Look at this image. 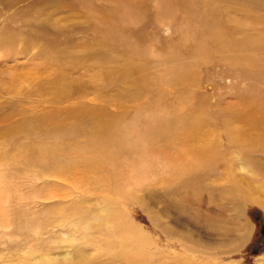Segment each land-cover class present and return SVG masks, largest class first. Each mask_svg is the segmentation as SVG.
I'll return each instance as SVG.
<instances>
[{
    "label": "rangeland",
    "instance_id": "rangeland-1",
    "mask_svg": "<svg viewBox=\"0 0 264 264\" xmlns=\"http://www.w3.org/2000/svg\"><path fill=\"white\" fill-rule=\"evenodd\" d=\"M186 1L184 3L181 0H17L16 2L0 0V264H11L8 258L15 261L17 257L24 260L23 257L26 256L29 260L32 259L29 258L31 256L40 255V250L30 249L28 245L22 244L24 242L22 235L16 232L17 226L20 225L27 230L31 228L34 230L36 223L17 220L18 223L13 218L17 215L36 216L34 212L37 209L30 208L27 202L30 203L32 200L30 204L34 205L33 200L42 188L40 186L44 184L41 181H29L28 178L27 181L24 179L23 182L18 183L17 174L8 161H29L32 155L23 156L22 153H25L23 150L29 148L30 150L27 151L30 153L40 152L41 147L52 145L53 139L50 136L54 125L52 122H57L58 118H63L62 122H65L63 124L66 129L73 125L80 129L86 127V130L92 132L95 127L92 129L91 122L94 115L90 114L91 110L102 111L100 113L105 116L124 118L120 124L122 126L130 123L138 115L143 116L144 119L152 114L160 117L165 115L171 119L179 115L175 110L182 107L184 114L202 119L201 136L205 138V143L211 150L219 145L217 149L218 152L220 148L219 160L221 158V161H225L222 155L228 154L232 161H261L264 165L263 144V147L255 146L253 151L256 154L249 148L243 150L236 143L232 147L228 145L229 135H235L243 127H251V125L245 126L246 118L254 117V111L250 109L251 104L261 101L264 104V80L261 77L263 75H260L262 74L260 70L254 71L256 74L254 75L253 70L243 71L239 69L240 66L234 65L235 68L225 65L223 61L220 62L219 55L213 58L207 56L195 58L189 51L196 41L199 43L204 38V35L194 36L197 25L191 18L192 5ZM214 4L217 6L215 8L221 9V17L224 20L228 18L235 22L240 18V14H232L233 10H230V13L224 11L225 5L238 4H228L223 1ZM233 9L236 10V7ZM35 14L38 19H35L37 18ZM119 24L120 30L107 31L109 26L114 27ZM249 35L259 37V31H253ZM84 53L87 59L84 58ZM177 54L189 67L190 78L195 82L187 88L179 85L158 87L155 85V77L163 70L157 64L169 62L168 65H172L171 58L178 56ZM139 58L148 64L152 63L155 68H152L148 75L150 80L148 87L144 89L140 86L142 87L138 89L140 93L134 94L137 90L136 84L128 82H133L134 76L132 71L130 72L132 68L130 63L140 61ZM126 66L130 68H128L130 75L120 73L121 70L126 72ZM58 73H62L63 78L72 85L65 94L66 98L62 97L63 101L54 100L55 98L47 93H39L40 97L35 91L32 92L35 88H32V85L37 82L46 84L48 77L52 78ZM210 85L211 89L208 88ZM15 87L16 90L22 87V91L16 94ZM78 87L81 89L79 90ZM180 93L184 95L181 97ZM262 111L256 114L260 116L264 113V110ZM46 114L51 116L50 121L36 120L37 123L32 121V118L28 121L31 115L39 118ZM54 119L56 120L53 121ZM81 119L86 120V123ZM74 121L77 123L73 124ZM18 125L22 126L20 130L5 135L12 126L18 127ZM68 141L63 143L69 146L72 142ZM183 144H178V147L160 148L157 156H153V161H158V168L164 167L167 159L185 153ZM36 155L40 157L39 154ZM137 156L139 158L141 155ZM239 164L236 165L237 173L234 171L238 183L240 182L239 185L242 184L245 189H252V193L263 203L259 205L250 202L244 206L236 233L245 232L246 241L237 251L217 254L215 258L213 256L210 259L211 264H261V260L264 259L262 233L264 187L257 186V182L264 186V170L261 167L252 169L255 174L252 181L249 179L251 174L241 172V164ZM141 174L140 181L134 179L131 184L138 193L135 194L148 198V194L151 195V192L155 191L160 195L164 189L160 185V180H155L148 189L153 177L149 173L146 175V172ZM105 177L110 178L111 172ZM158 177L162 176L158 175ZM51 179H46L47 186L56 185V180ZM77 194L74 197L80 195ZM65 198L64 200H69ZM58 199L61 200V197H56L53 203L59 205L61 201ZM167 203L163 200L157 204L159 217L171 228L173 227L172 229L178 230L180 224L178 217L182 218L185 215L183 216V213H179L175 208L169 210ZM125 211L124 221L139 226L144 234L142 241L136 242L137 252L142 254L145 250L146 254L169 255L174 249H177L174 253L181 251L180 248L172 247V241L165 238L144 208L131 203ZM127 233L129 240L137 236L135 231ZM111 239L115 241L119 240V237L115 235ZM16 241L21 245H15ZM122 249L117 248L121 251ZM188 256L193 257L192 254Z\"/></svg>",
    "mask_w": 264,
    "mask_h": 264
},
{
    "label": "bare ground",
    "instance_id": "bare-ground-1",
    "mask_svg": "<svg viewBox=\"0 0 264 264\" xmlns=\"http://www.w3.org/2000/svg\"><path fill=\"white\" fill-rule=\"evenodd\" d=\"M11 1L17 0H8V2ZM217 1L238 4L225 5L224 11L233 10L232 14L238 13L240 18L235 22L228 18L224 20L221 17V9L215 8L217 6L214 3ZM181 2L185 3V0ZM186 2L192 5L193 17L191 18L197 25L194 36L204 35L199 43L197 41L196 44L194 43L189 52L195 58L201 56L213 58L219 55L220 62L223 61L225 65L231 67L240 66L241 68H238L243 71L260 70L264 80V0H187ZM235 7L236 10L233 9ZM35 19H38V16ZM112 26L107 28L108 32L121 29L120 24ZM253 31H259V37H250L249 33ZM92 52L94 54V51ZM177 55L171 58L172 65H168L169 62L166 61V63L157 64L163 70L155 77V85L158 87L179 85L187 88L195 82L190 78L189 67L183 63L179 54ZM84 58L87 59L86 54ZM139 59L141 63L139 60L132 62L131 69L126 66V72L122 70L120 72L123 75H130L128 68L130 72L132 71L133 82H128L136 84L137 90L134 94L140 93L138 89L148 87L150 83L148 75L152 68H155L152 63L148 64L143 59ZM61 74L58 73L52 78L48 77L46 84L37 82L32 85V88L35 87L32 92L35 91L39 96V93H47L55 98L54 100L63 101L62 97L66 98L65 94L72 85ZM254 75H256L255 72ZM208 88L211 89L212 86ZM20 91L22 87L17 90L15 87L16 94ZM180 94L181 97L184 95ZM261 102L250 106V109L254 111V117L249 116V110V113L247 112L249 118H246L245 126L251 125V127H243L235 135H229L230 144L228 145L232 147L236 143L243 150L249 148L252 152L255 146H262V144L264 146V113L260 116L256 114L264 110V104ZM182 110V107L176 109L175 113L179 115L171 119L165 115L160 117L153 114L144 119L137 114L138 116L130 123L122 126L120 124L124 118L105 116L100 113L102 111L91 110L90 114L94 115L91 122L92 129L95 127L92 132L86 130L85 126H83L85 129H80L72 125L66 129L63 124L65 122H62L63 118H58L57 122H52L54 127L52 126L50 131L52 145L41 147L40 152L30 153L27 151L30 150L29 148L23 150L25 151L22 153L23 156L32 155L29 161H8L17 174L18 183L23 182L24 179L27 181L28 178L29 181L36 180L44 184L40 186L42 188L33 200L34 205L30 204L32 200L30 203L27 202L30 208L37 209L34 212L36 216L17 215L13 218L15 222L19 220L36 223L34 230L32 228L27 230L20 225L17 226L16 232L22 235L24 241L22 244L28 245L30 249L40 250V255L31 256L29 258L32 259L29 260L26 256L23 257L24 260L19 257L15 261L8 258L11 264H211L210 259L213 256L215 258L217 254L237 251L247 239L245 232L236 233L240 218L243 216L244 206L250 202L259 203V205L263 202L252 193V189H245L243 188L245 186L239 185L240 182L238 183L234 171L237 170V163H240L242 169L240 171L250 173L249 179L253 181L255 174L252 169L261 167L264 170V165L261 161H232L228 154H221L225 161H221V158L219 160L220 148L217 152L219 145L211 150L206 145L205 138L201 136L202 119L186 115ZM50 117L47 114L39 118L31 115L28 121L32 118L34 122L36 120L47 122L50 121ZM82 120L86 123V120ZM76 123V121L73 122V124ZM21 128L22 126L19 125L12 126L9 133L5 135H11ZM64 141L72 143L68 146L63 143ZM178 144H183L185 153H179L176 158L170 155L171 158L167 159L164 167L158 168V161H153V156L156 157L160 148L163 149L164 146L178 147ZM257 149L256 152H258ZM36 154L40 157L38 158ZM139 154L143 157L137 158ZM110 172L111 177H105ZM141 172H146V175L149 173L153 177L148 189L155 180H160V185L164 188L160 195L155 191H152L151 195L148 194V198L136 195L138 193L134 191L136 189H133L131 184L134 179L140 181ZM51 178L56 180L55 186L45 184L46 179ZM257 186L264 187L260 185V182H257ZM75 194L80 199L74 197ZM247 195L250 198L246 197ZM58 196L61 197V200L58 199L61 201L59 205L53 203ZM63 197L69 200L66 201ZM163 200L168 202L169 210L175 208L179 213H183V216L185 215L182 218L178 217L180 223L178 230L172 229L173 227L171 228L159 217L157 204ZM131 203L144 208L165 238L172 241V247L180 248L181 251L174 253L177 250L174 249V252L169 255L156 253L157 256L146 254L145 250L142 254L137 252L136 242L140 243L144 234L139 226L124 221L125 208ZM130 231H135L137 236L129 240L127 232ZM63 235L69 237H62ZM115 235L119 237V240L112 241L111 238ZM18 244L20 243L16 241L15 245ZM117 248L123 249L121 251ZM188 254H192L193 257H189ZM260 263L264 264V259Z\"/></svg>",
    "mask_w": 264,
    "mask_h": 264
},
{
    "label": "water",
    "instance_id": "water-1",
    "mask_svg": "<svg viewBox=\"0 0 264 264\" xmlns=\"http://www.w3.org/2000/svg\"><path fill=\"white\" fill-rule=\"evenodd\" d=\"M262 233L264 234V228L262 229Z\"/></svg>",
    "mask_w": 264,
    "mask_h": 264
}]
</instances>
